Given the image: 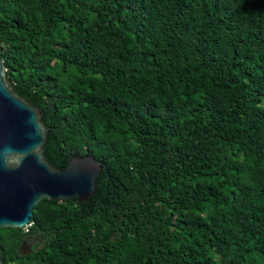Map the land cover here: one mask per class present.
<instances>
[{
    "label": "trees",
    "instance_id": "trees-1",
    "mask_svg": "<svg viewBox=\"0 0 264 264\" xmlns=\"http://www.w3.org/2000/svg\"><path fill=\"white\" fill-rule=\"evenodd\" d=\"M0 55L51 164L106 163L5 264H264V0H0Z\"/></svg>",
    "mask_w": 264,
    "mask_h": 264
},
{
    "label": "water",
    "instance_id": "water-1",
    "mask_svg": "<svg viewBox=\"0 0 264 264\" xmlns=\"http://www.w3.org/2000/svg\"><path fill=\"white\" fill-rule=\"evenodd\" d=\"M6 71L0 55V228H24L43 198L89 200L106 163L88 154L73 156L66 168L53 166L41 109L17 93Z\"/></svg>",
    "mask_w": 264,
    "mask_h": 264
}]
</instances>
